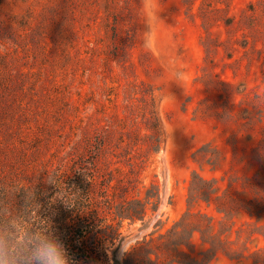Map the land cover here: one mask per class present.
I'll return each instance as SVG.
<instances>
[{
  "label": "rangeland",
  "instance_id": "obj_1",
  "mask_svg": "<svg viewBox=\"0 0 264 264\" xmlns=\"http://www.w3.org/2000/svg\"><path fill=\"white\" fill-rule=\"evenodd\" d=\"M89 146L111 264H264V0H0V179Z\"/></svg>",
  "mask_w": 264,
  "mask_h": 264
},
{
  "label": "trees",
  "instance_id": "obj_2",
  "mask_svg": "<svg viewBox=\"0 0 264 264\" xmlns=\"http://www.w3.org/2000/svg\"><path fill=\"white\" fill-rule=\"evenodd\" d=\"M150 119V133L147 135L149 145L141 152L145 156L144 161L141 160L142 163L157 154L164 145L163 133L154 111H151ZM85 152L86 154L74 161L67 171L54 170L51 175L41 176L34 184L30 181L20 184L11 179H0V221L22 225L28 229L51 230L65 243L76 264H111L105 252L106 242L114 243L123 221H143L146 203L126 199L117 205L113 212L116 226L102 225L99 206L104 197L102 192L106 178H99L91 168L92 162L89 159H93L97 151L89 146ZM197 177L194 172L191 183ZM149 198L146 197L147 201ZM176 226L178 225H175V228ZM139 247L131 256L138 251H144L146 261L151 263L152 253L144 244ZM155 256L156 264L158 256ZM113 264L120 263L114 259ZM170 264L187 263L172 260Z\"/></svg>",
  "mask_w": 264,
  "mask_h": 264
},
{
  "label": "clouds",
  "instance_id": "obj_3",
  "mask_svg": "<svg viewBox=\"0 0 264 264\" xmlns=\"http://www.w3.org/2000/svg\"><path fill=\"white\" fill-rule=\"evenodd\" d=\"M76 264L51 230L28 229L0 221V264Z\"/></svg>",
  "mask_w": 264,
  "mask_h": 264
}]
</instances>
